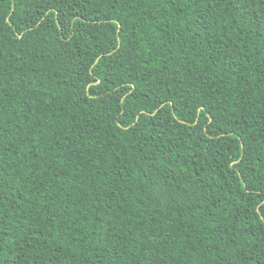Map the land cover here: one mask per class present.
<instances>
[{"label":"trees","instance_id":"trees-1","mask_svg":"<svg viewBox=\"0 0 264 264\" xmlns=\"http://www.w3.org/2000/svg\"><path fill=\"white\" fill-rule=\"evenodd\" d=\"M0 264H264V0H0Z\"/></svg>","mask_w":264,"mask_h":264}]
</instances>
